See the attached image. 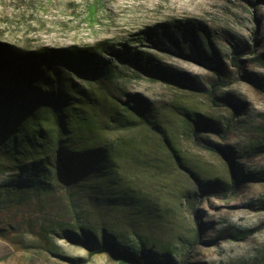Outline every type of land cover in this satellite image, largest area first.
<instances>
[{
  "label": "rangeland",
  "instance_id": "1",
  "mask_svg": "<svg viewBox=\"0 0 264 264\" xmlns=\"http://www.w3.org/2000/svg\"><path fill=\"white\" fill-rule=\"evenodd\" d=\"M0 42L18 52L66 47L97 52L117 64L112 80L124 91L120 96L137 94L151 105L136 101L141 123L148 124L149 118L166 134L170 130L189 168H176L171 162L160 176L148 173L132 179L144 201L168 214L135 229L113 224L117 227L110 229L122 234L126 244L136 243L138 233L156 250L179 259L185 254L187 264H264V0H0ZM202 42H209L217 57L223 84L214 88L211 84L219 78L216 61L196 55ZM136 50L153 59L151 71L164 79L138 66ZM175 81L187 84L181 87ZM97 84L93 81L92 87ZM184 108L222 124L232 122L225 139L217 133L202 137L209 144L234 149L233 188L226 161L181 135L177 113ZM143 147L129 138L114 146L113 162L97 167L94 158L87 161V184L110 196L116 209L127 210V194L123 187L116 189L112 176L124 177ZM192 172L213 182L216 190L205 192ZM11 178L9 172L0 174V264H71L61 256L85 258L82 245L60 234L62 227L88 220L96 224L92 213L86 217V204L70 200L60 179L50 185V193L35 195L7 186ZM184 196L194 202V210L183 203ZM195 217L203 223L197 241ZM83 264L117 263L101 253Z\"/></svg>",
  "mask_w": 264,
  "mask_h": 264
},
{
  "label": "trees",
  "instance_id": "2",
  "mask_svg": "<svg viewBox=\"0 0 264 264\" xmlns=\"http://www.w3.org/2000/svg\"><path fill=\"white\" fill-rule=\"evenodd\" d=\"M196 48L201 51H196L199 60L210 62L214 58L216 61L214 70L219 78L211 84L212 88L223 84L211 44L202 42V46ZM96 53L74 47L18 52L0 42V174H13V178L6 181L7 186L35 195L50 193L54 189L50 185L60 179L70 200L86 204V217L87 213L96 217V224L88 220L75 226L77 228H61V238L82 245L87 251L85 258L61 256L68 263L83 264L91 256L105 253L117 264H187L185 254L179 259L169 251L156 250L153 243H147L138 233L136 243L128 245L122 240V234L110 229L117 227L113 224H128L135 229L139 224L163 220L168 214L144 201L146 197L133 185L134 177L148 173L160 176L171 162L176 168L189 167L177 151L167 122L163 119L167 134L155 122L148 121L149 118L148 124L141 123L136 116L141 115L136 101L151 105L137 94L127 93L128 98L120 96L124 91L112 80L117 64L101 59ZM135 53L139 56L137 64L144 72L155 79L163 78L157 71H151L153 59L149 55L144 57L138 50ZM236 59L233 56L232 62ZM93 81L98 82L96 88L92 87ZM175 83H181V87L187 84L186 81ZM212 90L206 91L208 96L212 95ZM177 116L183 129L181 135H189L197 145L226 161L229 184L233 188L237 183L234 149L209 144L202 137L206 133H217L225 139L232 122L227 120L222 124L217 118L188 109L179 111ZM132 129L135 131H129ZM152 137L156 139L154 142ZM129 138L144 147L141 155L128 165L124 177H119L118 173L112 176V181L117 182L116 189L123 187L127 194L123 205L128 208L122 210L116 209L110 196L107 198L100 188L87 184L90 170L86 165L92 158L99 164L97 167L113 162L112 149ZM192 174L205 192L216 190L213 182ZM120 182L122 184L118 185ZM184 197L183 203L194 210V202ZM194 221L197 241L202 236L203 223L197 217Z\"/></svg>",
  "mask_w": 264,
  "mask_h": 264
}]
</instances>
